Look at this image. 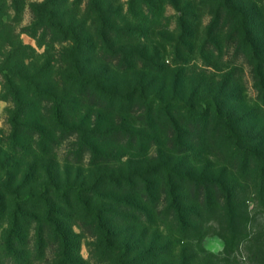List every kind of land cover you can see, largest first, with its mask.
Instances as JSON below:
<instances>
[{
    "label": "trees",
    "instance_id": "1",
    "mask_svg": "<svg viewBox=\"0 0 264 264\" xmlns=\"http://www.w3.org/2000/svg\"><path fill=\"white\" fill-rule=\"evenodd\" d=\"M60 1L45 0L37 5L36 21L24 30L34 38L40 34L43 41L49 39V46L63 45L52 56L56 60L28 53L8 21L9 8L0 3V76L3 91L14 102V137L37 141L41 154L48 156L59 140L74 136L78 140L76 157L89 154L91 174L85 178L87 184L55 182L36 192L21 184L17 191L22 194L0 191V223L7 224L0 234V264H78L72 250L77 235L70 233L76 224L96 239L97 256L104 264H169L165 260L174 248L145 244L152 228L159 239L174 237L177 245L199 244L209 234L223 241L220 256L201 251L202 256L194 255L195 259L243 264L236 257L243 248L250 264H264L262 233L255 230L248 213L250 203L264 209V149L255 145L256 136L264 137V126H255L249 133L243 130V120L250 113L224 108L220 101L232 95L230 88L224 94L209 95L194 90L188 98L180 91L153 93V86L167 80L169 69L162 66L165 49L150 58L120 56L114 45L132 36H124L130 33L117 28L109 11L101 8V0H89L87 19L79 26L63 16L62 8L67 7ZM143 1L147 12L151 11L150 0ZM224 4L216 9L215 22L234 32L236 56L240 54L259 80L264 61L251 52V20L245 11ZM106 16L110 18L106 20ZM90 32L96 36L85 52ZM102 45L110 49L105 67L126 74L140 65L152 79L139 81L134 89L120 94L98 89L97 80L88 78L84 69L89 64L87 57ZM189 55L182 54L177 64L188 65ZM119 57L121 64L113 65ZM178 83L184 80L178 79ZM102 119L109 121L108 127L102 125ZM16 143L13 147L17 145L25 153L24 146ZM150 143L158 154L143 171L92 173L116 165L124 156H149L148 149L135 151L128 146ZM157 208L159 222L152 216ZM129 214L141 231V242H134L122 230ZM248 226L254 229L252 235ZM50 247H56L52 260L43 261Z\"/></svg>",
    "mask_w": 264,
    "mask_h": 264
},
{
    "label": "rangeland",
    "instance_id": "2",
    "mask_svg": "<svg viewBox=\"0 0 264 264\" xmlns=\"http://www.w3.org/2000/svg\"><path fill=\"white\" fill-rule=\"evenodd\" d=\"M224 1L226 3L224 6L229 4L231 9H241L249 16L251 21L248 34L250 41L254 44L251 52L254 58L264 61V0H150L148 4L152 5V9L149 8L151 10L148 11L149 13L144 3H141L144 2L143 0H101L100 4L103 10L109 11L107 13L112 20H115L117 28L130 33L124 36H132L114 45V50H118L120 56L127 54L150 58V55L161 54L162 49L166 50L162 66L169 69L166 74L167 80L153 86L151 88L153 93L172 94L180 91L188 98L194 90L209 95V93L217 92L224 94L225 90L230 88L232 95L228 99L220 98V101L223 102L224 108L232 107L237 110L236 112L250 113V117H245L242 125L243 130L249 133L255 126L260 128L264 126V68L258 73L260 79L255 80L257 73L252 72L253 68L243 60L240 54L236 56V49L232 43L236 38L234 32L230 27L223 26L222 22L218 24L215 22L216 9ZM1 2L9 8L8 21L20 34V40L28 47V53L31 56L52 58L62 50L63 45L49 46L50 40L43 41L40 34L34 38L24 32L36 21L35 7L45 3V0H0ZM60 2L67 7L62 8L61 12L71 23L79 26L87 19L86 9L89 0H61ZM13 8H16V11ZM104 18L107 20L110 17ZM92 36H96V32L88 34L84 42L87 48L85 52H88ZM210 42H213L215 46H211ZM102 46L95 51L94 55L86 56L89 64L84 69L88 78L97 80V84L100 85L98 89L103 87L120 94L134 89L139 81L143 83L152 79L140 70V65L126 74L112 70L110 66L105 67L110 49L106 45ZM189 52L192 54L189 55ZM182 54L189 55L186 57L188 62L186 66L177 64ZM52 60H56V57ZM120 60L119 57L113 65L121 64ZM182 69H184L183 74L178 76V71ZM177 78L182 82L184 80V83H178ZM3 84L4 79L0 76V165L5 166L3 170L0 167V191L7 194L18 193L17 189L21 184H26L34 192L41 186L52 185L55 182L61 185L87 184L88 181H85V178L91 174L90 156L84 153L80 158L76 157L78 150L76 137L67 136L59 140L51 147L52 149H49L48 156L41 154L42 152L35 144L37 141L29 142L27 139L14 137L12 125L14 102L11 98H7L3 91ZM102 123H105L102 124L104 127H108L106 124L109 121L102 119ZM255 138V145L264 149V137L260 138L258 135ZM15 141L24 146L25 153L21 152L17 145L13 147L12 143ZM128 147L134 148L135 151L148 149L149 156L142 158L124 156L116 165L108 168L99 167L92 173L126 175L130 172L143 171L150 165L151 159L158 154V148L151 143ZM22 193L23 191L18 194ZM256 207L254 203H250L248 213L254 219L255 230L262 233L264 240V209ZM159 211L160 208L152 211V216L158 222ZM112 212L115 210L113 209ZM126 222V225H122V230L129 232L134 242H141L143 238L140 236L141 231L135 227L134 216L129 214ZM6 227L5 222L0 223V234ZM253 230L248 226V234L252 235ZM70 233L77 235L78 241L72 250L76 251L78 264H104L97 256L96 239L82 232L77 224L70 227ZM32 236L33 232H30L29 238ZM150 243L155 247L167 245L174 248V252L165 260L169 264H211L210 258L199 260L202 256L201 251L220 256L224 250L223 241L214 234L205 236L199 244L191 242L187 245L182 243L177 245L174 237L159 239L155 234V228L150 229L145 240V244ZM29 247L31 248L32 244ZM55 248L47 249L43 261L52 260V250L55 251ZM194 255L199 257L195 259ZM236 257L243 264H250L245 249H240Z\"/></svg>",
    "mask_w": 264,
    "mask_h": 264
}]
</instances>
